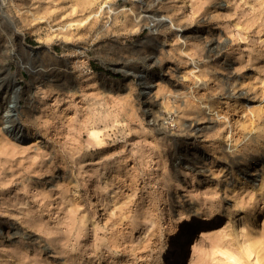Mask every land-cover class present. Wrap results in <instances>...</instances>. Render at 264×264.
Here are the masks:
<instances>
[{"label":"rangeland","instance_id":"rangeland-1","mask_svg":"<svg viewBox=\"0 0 264 264\" xmlns=\"http://www.w3.org/2000/svg\"><path fill=\"white\" fill-rule=\"evenodd\" d=\"M146 2L0 0V264H264V0Z\"/></svg>","mask_w":264,"mask_h":264},{"label":"bare ground","instance_id":"bare-ground-1","mask_svg":"<svg viewBox=\"0 0 264 264\" xmlns=\"http://www.w3.org/2000/svg\"><path fill=\"white\" fill-rule=\"evenodd\" d=\"M139 2L142 4V6H145L147 4L146 0H139ZM3 16H4V14H3ZM147 16H149V14H147ZM156 16L157 17H152L153 23L154 24H161L164 20V16H162V15H160V16L156 15ZM149 17L151 18V15ZM7 19H8V22H11V20L9 18H7ZM7 19H6V21H7ZM13 31L17 36H19L18 31L14 30V29H13ZM20 42H21V44L22 43L24 44V41L22 39ZM208 44L210 46V48H209L210 50H216L219 46L218 41L214 37H210V39L208 40ZM34 54H37V53L35 52ZM77 56L78 55L76 52L70 54V57H77ZM61 62H62V64H65L67 62V59H62ZM147 73H148V71H145V72H142L139 74V78L144 83L145 88H148L151 86V84L147 78ZM99 76L102 79L105 78V80H106V75L104 73H99ZM18 108L19 107L16 106L13 98H10L9 100L6 101L5 106L2 107L1 109H2V112H4V115L6 116L5 117L6 121L11 122L10 124H8L5 127V131L12 133V139L20 141L26 135L31 134V136H32V133L28 129L26 130L24 128V126L19 124L18 115H17V112H15V110H17ZM147 111L151 112L152 108L148 107ZM185 126L187 127V132L185 133V135L183 137L184 146L180 149L177 148L178 150L175 151L173 157H174L175 165L182 162L183 165L185 164L187 166H191L192 163L197 162L201 158H204V155L202 152L198 151L197 145H194L192 142L193 139L195 138L194 131H196L199 128L198 124L197 123H191V124H187ZM190 143L193 145L191 147L193 149L192 151H190V147H188V144H190ZM259 164L261 165V167L264 166V164L262 162H259ZM254 169L257 170L258 167L254 166ZM240 172L243 175H247V176L251 177L252 179H254V177H255L254 176L255 172H252L250 170L249 166H243V167L240 166ZM247 181L248 180L246 178H242V182H247ZM257 214L258 213H251L249 209L244 208V213L242 215V218H245L247 216H251V217L255 216L256 217V216H258ZM218 221H219V217H213L211 219H208L207 217H204V216L199 217V219L197 221L193 222L191 225H189V227H187L185 229V231L181 234V236L179 238V242H177L175 245H171L169 247L168 256L166 257V259L163 260L162 264H180L182 259L184 258V254H185V250H186V243H184V242L188 238L190 232L194 228H196L200 225H206V224L213 225V224L217 223ZM11 229L13 231H15V228L13 226H11Z\"/></svg>","mask_w":264,"mask_h":264},{"label":"water","instance_id":"water-1","mask_svg":"<svg viewBox=\"0 0 264 264\" xmlns=\"http://www.w3.org/2000/svg\"><path fill=\"white\" fill-rule=\"evenodd\" d=\"M29 46H31V45H29ZM32 51H35V48H34V49H32Z\"/></svg>","mask_w":264,"mask_h":264}]
</instances>
